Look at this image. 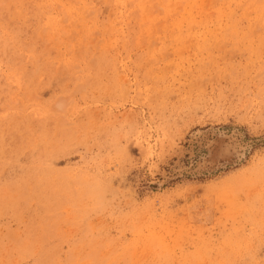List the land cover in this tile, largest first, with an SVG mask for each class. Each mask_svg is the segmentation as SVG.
Here are the masks:
<instances>
[{
    "label": "rangeland",
    "instance_id": "374dc122",
    "mask_svg": "<svg viewBox=\"0 0 264 264\" xmlns=\"http://www.w3.org/2000/svg\"><path fill=\"white\" fill-rule=\"evenodd\" d=\"M261 14L0 0V264H264Z\"/></svg>",
    "mask_w": 264,
    "mask_h": 264
},
{
    "label": "bare ground",
    "instance_id": "6f19581e",
    "mask_svg": "<svg viewBox=\"0 0 264 264\" xmlns=\"http://www.w3.org/2000/svg\"><path fill=\"white\" fill-rule=\"evenodd\" d=\"M38 1H39V0H38ZM70 1H71V0H70ZM104 1H105V0H104ZM106 1H107V0H106ZM172 1H174V0H172ZM200 1H201V0H200ZM221 1H222V0H221ZM33 2H34V1H33ZM35 2H36V1H35ZM68 2H69V1H68ZM68 2H67V3H68ZM76 2H77V1H76ZM115 2H116V1H115ZM167 2H168V1H167ZM223 2H224V1H223ZM36 3H37V2H36ZM39 3H40V2H39ZM85 3H86V2H85ZM118 3H119V2H118ZM128 3H129V2H128ZM134 3H135V2H134ZM146 3H147V2H146ZM168 3H169V2H168ZM71 4H72V3H71ZM82 4H83V3H82ZM171 4H172V2H171L169 5L171 6ZM196 4H197V3H195V5H196ZM36 5H37V4H36ZM84 5H85V4H84ZM84 5H83V7H85ZM86 5H87V4H86ZM92 5H93V4H92ZM117 5H118V4H117ZM122 5H123V4H122ZM189 5H190V4H189ZM251 5H252V4H251ZM38 6H39V5H38ZM68 6H70V5H68ZM72 6H73V5H71L70 9L72 8ZM90 6H91V5H90ZM134 6H135V5H134ZM213 6H214V5H213ZM73 7H74V6H73ZM113 7H114V6H113ZM115 7H116V6H115ZM146 7H148V6H146ZM165 7H166V6H165ZM205 7H206V6H205ZM211 7H212V6H211ZM250 7H252V6H250ZM44 8H45V7H44ZM63 8H64V7H63ZM78 8H82V6H79ZM90 8H91V7H90ZM124 8H125V7H124ZM139 8H140V7H139ZM149 8H150V7H149ZM166 8H168V6H167ZM169 8H171V7H169ZM192 8H193V7H192ZM206 8H207V7H206ZM42 9H43V8H42ZM45 9H47V8H45ZM65 9H66V8H65ZM67 9H68V8H67ZM67 9H66V10H67ZM75 9H76V6H75ZM75 9H74V10H75ZM122 9H123V8H122ZM145 9H146V8H145ZM171 9H172V8H171ZM255 9H256V8H255ZM68 10H69V9H68ZM74 10H73V11H74ZM79 10H80V9H79ZM118 10H119V9H118ZM129 10H131V9H129ZM147 10H149V9L147 8L146 11H147ZM166 10H167V9H166ZM227 10H228V9H227ZM234 10H235V9H234ZM73 11H72V14L74 13ZM85 11H86V9H85ZM116 11H117V10H116ZM121 11H122V10H121ZM150 11H151V10H150ZM187 11H188V10H187ZM189 11H190V10H189ZM43 12H44V11H43ZM78 12H80V11H78ZM87 12H89V11H87ZM87 12H86V13L84 12V13L87 14ZM117 12H118V11H117ZM117 12H115V13H117ZM147 12H149V11H147ZM167 12H169V11H167ZM170 12H171V10H170ZM184 12H185V11H184ZM199 12H200V11H199ZM201 12H205V11L202 10ZM247 12L250 13L248 10H247ZM262 12H263V11H262ZM57 13H58V12H57ZM68 13H69V12H68ZM68 13H67V14H68ZM122 13H123V12H122ZM127 13H128V12H127ZM127 13H126V14H127ZM139 13H140V12H139ZM172 13H173V12H171L170 14H172ZM188 13H189V12H188ZM191 13H193L192 9H191ZM205 13H206L205 15L208 14V12H205ZM242 13H243V12H242ZM245 13H246V12L244 11V15H245ZM248 13H247V15H248ZM45 14H46V13H45ZM49 14H50V13H49ZM141 14H142V13H141ZM144 14H145V13H144ZM146 14H147V13H146ZM146 14H145V15H146ZM149 14L151 15V13H149ZM174 14H178V13L176 12V13H173V15H174ZM199 14H200V13H199ZM210 14H212V13H210ZM221 14H222V12H221ZM231 14H232V13H231ZM253 14H254V13H253ZM23 15H24V14H23ZM47 15H48V14H47ZM60 15H61V14H60ZM108 15H109V14H108ZM124 15H125V14H124ZM124 15H122V17H123ZM145 15H143L144 18H145ZM173 15L170 16V19H171V20H172V16H173ZM228 15H229V14H228ZM232 15H233V14H232ZM232 15H230V16H232ZM236 15H237V14H236ZM241 15H242V14H241ZM247 15H246V17H247ZM257 15H258V14H257ZM261 15H264V14H261ZM50 16H51V15H50ZM55 16H56V15H55ZM90 16H91V14H90ZM125 16H126V15H125ZM179 16H180V15H179ZM179 16H178V18H180ZM182 16H183V14H182ZM187 16H188V14H187ZM192 16H193V15H191L190 17H192ZM202 16H203V15H202ZM218 16H219V14H218ZM60 17H61V16H60ZM62 17H63V16H62ZM68 17H69V16H68ZM68 17H67V18H68ZM111 17H112V15H111ZM113 17H114V16H113ZM147 17H149V15H148ZM183 17H184V16H183ZM185 17H186V16H185ZM198 17H199V16H198ZM205 17H206V16H205ZM235 17H236V16H235ZM239 17H241V16L239 15ZM249 17L252 18V16H249ZM257 17H258V16H257ZM55 18H56V17H55ZM67 18H66V20H67ZM86 18H87V16H86ZM90 18H91V17H90ZM92 18H93V16H92ZM120 18H121V17H120ZM151 18H152V15H151ZM192 18H193V17H192ZM200 18H201V16H200ZM200 18H199V19H200ZM223 18H224V17H223ZM232 18H233V16H232ZM247 18H248V17H247ZM260 18H261V17H260ZM263 18H264V17H263ZM41 19H42V18H41ZM64 19H65V17L63 18V20H64ZM69 19H70V18H69ZM78 19H79V18H78ZM94 19H95V18H94ZM170 19H169V21H170ZM173 19H174V18H173ZM188 19H190V18H188ZM188 19H187V20H188ZM213 19H214V18H213ZM230 19H231V18H230ZM248 19H250V18H248ZM254 19H255V18H254ZM254 19H252V21H253ZM55 20H56V19H55ZM63 20H60V22L63 21ZM70 20H72V19H70ZM75 20H76V16H75ZM75 20H74V21H75ZM86 20H87V19H86ZM92 20H93V19H92ZM145 20H147V23H148L149 21H151V20L148 21V19H144V21H143V20H142V21L145 22ZM156 20H158V19H156ZM156 20H155V21H156ZM176 20H177V19H176ZM179 20H180V19H179ZM183 20H185V19L183 18L182 21H183ZM217 20L219 21V18H217ZM235 20L238 22L239 19H238V20L235 19ZM244 20H245V19H244ZM263 20H264V19H263ZM52 21H53V19H52ZM93 21H95V20H93ZM110 21H111V20H110ZM117 21H118V19H117ZM125 21H126V20H125ZM173 21H175V20H173ZM173 21H171V22L173 23ZM182 21H179V22L182 23ZM199 21H200V20H199ZM209 21H210V20H209ZM228 21H229V20H228ZM247 21H248V20H247ZM255 21H256V20H255ZM58 22H59V21H58ZM72 22H73V20H72ZM72 22H71V24H72ZM81 22H82V21H81ZM102 22H103V21H102ZM112 22H113V21H112ZM114 22H115V20H114ZM152 22H153V21H152ZM152 22H151V23H152ZM171 22H169V23H171ZM190 22H191V21H190ZM201 22H202V21H201ZM212 22H213V20H212ZM47 23H49V22H47ZM55 23H57V22H55ZM85 23H86V22H85ZM149 23H150V22H149ZM175 23H176V22H175ZM191 23H193V22H191ZM197 23H198V21H197ZM199 23H200V22H199ZM208 23H209V22H208ZM210 23H211V22H210ZM210 23H209V24H210ZM219 23H220V22H219ZM233 23H235V21H234ZM247 23H248V22H247ZM247 23H246V24H247ZM252 23H253V22H252ZM256 23H257V22H256ZM49 24H50V23H49ZM49 24H48V25H49ZM68 24H69V23H68ZM68 24H66V26H67ZM75 24H76V23H75ZM78 24H79V23H78ZM94 24L96 25V23H94ZM97 24H98V23H97ZM141 24H142V23H141ZM176 24H178V23H176ZM189 24H190V23H189ZM194 24H195V23H194ZM203 24H204V23H203ZM215 24H217V23H215ZM222 24H223V22H222ZM222 24H221V25H222ZM225 24H226V23H225ZM254 24H255V23H254ZM263 24H264V23H263ZM52 25H53V24H52ZM56 25H57V24H56ZM63 25H65V24H63ZM80 25H81V24H80ZM151 25L153 26L154 29H157V26H156V25L154 26L153 23H152ZM183 25H184V24H183ZM197 25H198V24H197ZM199 25H200V24H199ZM201 25H202V24H201ZM232 25H233V24H232ZM235 25H236V24H235ZM238 25H239V24H238ZM248 25H249V24H248ZM54 26H55V25H54ZM87 26H88V25H87ZM103 26H104V25H103ZM118 26H119V25H118ZM118 26H117V27H118ZM123 26H124V25H123ZM148 26H149V25H148ZM178 26H179V25H178ZM184 26H185V25H184ZM184 26H183V27H184ZM189 26H191V24H190ZM204 26H205V25H204ZM214 26H215V25H214ZM214 26H213V27H214ZM218 26L220 27L219 24H218ZM223 26H224V25H223ZM233 26H234V25H233ZM255 26H256V25H255ZM261 26H262V25H261ZM47 27H48V26H47ZM58 27H59V26H57V28H58ZM69 27H70V26H69ZM73 27H74V26H73ZM108 27H109V26L107 25V28H108ZM117 27H116V28H117ZM124 27H125V26H124ZM140 27H141V25L139 26V28H140ZM143 27H144V25H143ZM145 27L148 28L147 25H145ZM159 27H160V25H159ZM172 27H173V26H172ZM172 27H170V28H172ZM181 27H182V26H181ZM186 27H187V25H186ZM186 27H185V30H187ZM193 27H194V26H193ZM213 27H212V28H213ZM215 27H216V26H215ZM235 27H236V26H235ZM235 27H234V28H235ZM248 27H249V26H248ZM256 27H257V26H256ZM258 27H259V26H258ZM263 27H264V26H263ZM42 28H45V27L42 26ZM53 28H54V27H53ZM57 28H56V29H57ZM71 28H72V27H71ZM90 28H91V27H90ZM90 28H88V29H90ZM103 28H104V27H103ZM107 28H106V30H107ZM121 28H122V27H121ZM146 28H145V29H146ZM189 28H190V27H189ZM204 28H205V27H204ZM220 28H223V27H220ZM225 28H226V27H225ZM236 28H237V27H236ZM252 28H253V27H252ZM260 28H262V27H260ZM66 29H67V28H66ZM68 29H69V28H68ZM76 29H78V28H76ZM84 29H85V28H84ZM86 29H87V28H86ZM142 29H143V28H142ZM149 29H150V27H149ZM164 29H165V28H164ZM173 29H174V28H173ZM173 29H172V30H173ZM192 29H193V28H192ZM213 29H214V28H213ZM241 29H242V28H241ZM254 29H255V28H254ZM256 29H257V28H256ZM263 29H264V28H263ZM114 30H115V29H114ZM201 30H202V28H201ZM201 30H200L199 32H201ZM207 30H208V29H207ZM207 30H206V31H207ZM215 30H216V29H215ZM219 30H220V29H219ZM230 30H231V29H230ZM244 30H246V29L244 28ZM260 30H262V29H260ZM104 31H105V30H104ZM147 31H148V30H147ZM176 31H177V30H176ZM176 31H175V29H174V32H176ZM204 31H205V30H203V32H204ZM213 31H214V30H213ZM213 31H212V32H213ZM216 31H217V30H216ZM216 31H215V32H216ZM220 31H221V30H220ZM254 31H255V30H254ZM143 32H144V31H143ZM179 32H180V31H179ZM182 32H183V34L185 33L184 31H182ZM188 32H189V30H188ZM190 32H191V33H194L193 31H190ZM203 32H202V34H203ZM215 32H214V34H215ZM218 32H219V31H218ZM236 32H237V30H236ZM240 32H241V31H240ZM249 32H250V31H249ZM149 33H150V32H149ZM151 33H152V31H151ZM176 33H177V32H176ZM176 33H175V34H176ZM186 33H187V32H186ZM199 34H200V33H199ZM202 34H201V35H202ZM207 34H208V33H207ZM139 35H140V33H139ZM216 35H217V34H216ZM218 35H219V34H218ZM240 35H241V34H240ZM104 36H105V35H104ZM175 36H176V35H175ZM184 36H185V35H184ZM184 36H183V38H184ZM197 36H198V35H197ZM208 36H210V35H208ZM208 36H207V37H208ZM211 36H212V35H211ZM211 36H210V37H211ZM236 36H237V35H236ZM243 36L245 37V35H243ZM111 37H113V36H111ZM177 37H178V36H177ZM188 37L190 38V36H188ZM188 37H187V38H188ZM191 37H192V36H191ZM199 37H200V36H199ZM210 37H209V38H210ZM241 37H242V36H241ZM179 38H180V37H179ZM189 38H188V39H189ZM202 38H203V37H202ZM212 38H213V36H212ZM218 38H219V37H218ZM108 39H109V38H108ZM181 39H182V37H181ZM181 39H179V40H181ZM192 39H193V38H192ZM200 39H201V37H200ZM203 39H204V38H203ZM203 39H201L202 42H203ZM206 39H207V38H206ZM210 39H211V38H210ZM216 39H217V38H216ZM184 40H186V39H184ZM212 40H213V39H212ZM192 41H193V40H192ZM204 41H207V40H204ZM213 41H216V40H213ZM213 41H212V43H213ZM218 41H219V40H218ZM140 42H141V41H140ZM175 42H176V41H175ZM179 42H180V41H179ZM202 42H201V43H202ZM216 42H217V41H216ZM190 43H191V42H190ZM197 43H198V42H197ZM212 43H211V44H212ZM217 43H218V42H217ZM225 43H226V42H225ZM15 44H16V43H15ZM106 44H107V43H106ZM204 44H205V43H204ZM178 45H179V44H178ZM201 45H202V44H201ZM208 45H209V43H208ZM215 45H216V44H215ZM111 46H112V45H111ZM180 46H181V45H180ZM186 46H187V45H186ZM205 46H206V44H205ZM212 46H213V45H212ZM184 47H185V46H184ZM213 47H214V46H213ZM213 47H212V48H213ZM207 49H208V48H207ZM30 55H31V54H30ZM105 56H106V55H105ZM107 58H108V57H107ZM112 58H113V57H112ZM113 62H114V61H113ZM71 64H72V63H71ZM114 64H115V63H114ZM39 68H40V67H39ZM114 69H116V68H114ZM112 70H113V69H112ZM15 71H16V70H15ZM114 73H115V71H114ZM19 76H20V75H19ZM29 78H30V77H29ZM8 79H9V78H8ZM121 80H122V79H121ZM123 80H124V79H123ZM164 86H165V85H164ZM165 88H166V87H165ZM156 91H157V89H156ZM165 91H167V88H166ZM160 93H161V92H160ZM231 138H232V137H231ZM241 141H242V140H241ZM214 142H215V141H214ZM213 146H214V148H213V149H214V152H211V154L209 153L207 159H211V158L214 159L215 156L229 157V156H231V154H232L233 152L237 151L238 148H239V145L237 144L236 141L226 143L223 139H220L219 141L217 140V142H215ZM222 146H229V147H230V150L227 151V152H222V151H221V147H222ZM242 146H243V145H242ZM206 147H207V149L209 150L210 145H207ZM211 147H212V146H211ZM211 151H212V150H211ZM243 155H244V153L239 154V159L241 158V156L243 157ZM215 159H216V158H215ZM203 160H206V159H203ZM211 160H212V159H211ZM225 160H226V159H225ZM208 161L210 162V160H208ZM217 161H218V160H217ZM202 163H203V162H202ZM212 163H213V162H212ZM212 163H211V164H212ZM202 165H203V164H202ZM198 166H199V165H198ZM95 194H96V193H95ZM228 241H229V240H228ZM256 264H257V263H256Z\"/></svg>",
    "mask_w": 264,
    "mask_h": 264
},
{
    "label": "snow or ice",
    "instance_id": "6c2138e0",
    "mask_svg": "<svg viewBox=\"0 0 264 264\" xmlns=\"http://www.w3.org/2000/svg\"><path fill=\"white\" fill-rule=\"evenodd\" d=\"M229 150H230V147H229V146H222V147H221V151H222V152H227V151H229ZM261 155H262V157H264V153H262Z\"/></svg>",
    "mask_w": 264,
    "mask_h": 264
}]
</instances>
